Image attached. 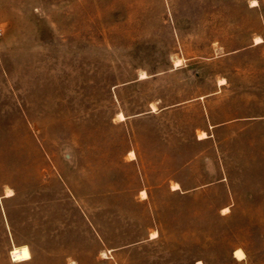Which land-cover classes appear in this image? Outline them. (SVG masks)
Here are the masks:
<instances>
[{
  "label": "rangeland",
  "instance_id": "374dc122",
  "mask_svg": "<svg viewBox=\"0 0 264 264\" xmlns=\"http://www.w3.org/2000/svg\"><path fill=\"white\" fill-rule=\"evenodd\" d=\"M252 1L0 0V264H264Z\"/></svg>",
  "mask_w": 264,
  "mask_h": 264
},
{
  "label": "bare ground",
  "instance_id": "6f19581e",
  "mask_svg": "<svg viewBox=\"0 0 264 264\" xmlns=\"http://www.w3.org/2000/svg\"><path fill=\"white\" fill-rule=\"evenodd\" d=\"M252 2H253V5H258V1L257 0H253ZM262 41H263V39L261 37H257L256 40H255V43H261ZM120 115L123 117L122 113H120ZM202 135H204L203 137L207 136L205 132H203ZM175 188H179V185L177 184L175 186ZM143 194L145 195V193H143ZM234 254L239 260H243V259L246 258V254L241 248L236 249ZM197 264H203V262L202 261H198Z\"/></svg>",
  "mask_w": 264,
  "mask_h": 264
},
{
  "label": "crops",
  "instance_id": "0c3cea01",
  "mask_svg": "<svg viewBox=\"0 0 264 264\" xmlns=\"http://www.w3.org/2000/svg\"><path fill=\"white\" fill-rule=\"evenodd\" d=\"M258 1V0H257ZM258 5H259V3H258ZM256 6V5H255ZM261 38H262V36H260ZM256 38V37H255ZM255 38H254V45H258V44H262L263 42H264V40H263V42H261V43H255ZM263 39V38H262ZM244 260V259H243ZM243 260H240V261H243Z\"/></svg>",
  "mask_w": 264,
  "mask_h": 264
},
{
  "label": "trees",
  "instance_id": "16d2710c",
  "mask_svg": "<svg viewBox=\"0 0 264 264\" xmlns=\"http://www.w3.org/2000/svg\"><path fill=\"white\" fill-rule=\"evenodd\" d=\"M95 232L98 233V231L95 229Z\"/></svg>",
  "mask_w": 264,
  "mask_h": 264
}]
</instances>
